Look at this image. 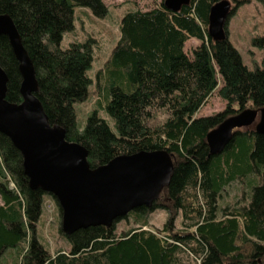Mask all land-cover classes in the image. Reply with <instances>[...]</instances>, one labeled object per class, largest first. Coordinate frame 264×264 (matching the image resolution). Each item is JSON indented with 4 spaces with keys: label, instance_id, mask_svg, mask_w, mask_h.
Returning <instances> with one entry per match:
<instances>
[{
    "label": "trees",
    "instance_id": "obj_1",
    "mask_svg": "<svg viewBox=\"0 0 264 264\" xmlns=\"http://www.w3.org/2000/svg\"><path fill=\"white\" fill-rule=\"evenodd\" d=\"M219 1L191 0L172 11L163 0L123 15L120 38L96 84L106 105L98 103L114 120L115 132L97 109L84 129L78 125L76 104L89 97L96 39L62 47L66 33L76 29L77 8L103 18L109 13L105 0H0V13L15 22L34 63L36 95L50 123L87 148L92 168L143 150H165L173 162L153 207L137 208L110 227L66 234L60 225L69 248L53 254L38 228L51 194L30 186L22 153L0 132V264H264V135L249 127L238 130L218 155L207 144L208 133L227 118L264 107V60L251 70L228 28L224 40L209 35L210 10ZM230 1L232 16L253 0ZM191 38L201 43L189 53L185 45ZM253 44L264 52V35ZM0 64L9 75L8 99L21 102L19 61L6 35L0 36ZM218 88L226 108L198 117ZM159 111L164 122L156 120ZM237 181L246 188L247 203L222 205ZM156 209L170 210L159 232L147 228ZM179 211L183 220L177 229ZM130 217L138 225L118 234L117 224Z\"/></svg>",
    "mask_w": 264,
    "mask_h": 264
},
{
    "label": "water",
    "instance_id": "obj_2",
    "mask_svg": "<svg viewBox=\"0 0 264 264\" xmlns=\"http://www.w3.org/2000/svg\"><path fill=\"white\" fill-rule=\"evenodd\" d=\"M191 0H164L165 6L179 11ZM232 13L230 0L212 6L209 35L227 37ZM8 36L19 61L22 75L21 102L8 99L9 75L0 64V132L7 135L23 155L25 174L33 189H42L58 202L66 234L90 226H112L140 207L151 208L159 200L173 170L165 150L121 154L109 163L92 168L88 150L69 141L66 130L51 124L37 97L36 69L11 17L0 13V36ZM258 120V121H257ZM255 125L264 135V107L245 109L212 129L207 135L211 155L221 154L235 133Z\"/></svg>",
    "mask_w": 264,
    "mask_h": 264
},
{
    "label": "rangeland",
    "instance_id": "obj_3",
    "mask_svg": "<svg viewBox=\"0 0 264 264\" xmlns=\"http://www.w3.org/2000/svg\"><path fill=\"white\" fill-rule=\"evenodd\" d=\"M162 1L163 0H106L105 3L109 7V13L103 18L95 16L87 7L77 8L76 29L66 33L62 42V47H68L72 42L86 41L89 37H94L96 39L95 60L89 71L90 76L93 78L89 97L85 101L76 104L78 125L81 130L86 126L88 116L97 109L99 115L107 119L112 129L117 132L114 120L107 113L106 109H102L98 103L102 101V104L106 105L104 102L105 100L97 92V73L104 67L120 38V23L123 15L127 11L133 9H152L158 6ZM227 28L229 39L239 50L244 63L251 70L262 67L264 52L261 48L253 44V39L256 36L264 35V4L257 0H253L250 3L240 6L235 14L230 17ZM200 43L201 42L197 39H190L185 45L186 50L190 53L192 49L200 45ZM219 80L221 83V75H219ZM219 88L216 89L208 102L202 107L197 114L198 117L215 115L226 108L227 102L219 95ZM166 118V115L162 111H159L156 115V120L158 122H164ZM255 125L256 124L249 128L255 129ZM247 129L248 128H243V130ZM245 189L244 184L239 181L232 183V185L227 188V192L222 198L221 204L224 206L226 204L233 206L236 203L246 204L247 202L243 194ZM44 203V211L38 228L46 246L54 254L59 249H68L69 246L59 232L62 214L57 200L52 195H47ZM47 205H52L51 211L46 207ZM169 215L170 210H154L150 215V226L147 228L154 232H159L167 222ZM182 220L183 214L182 211H179L176 216L177 229L182 227ZM137 225L133 217L127 220L123 219L117 224L118 234L131 227H136Z\"/></svg>",
    "mask_w": 264,
    "mask_h": 264
},
{
    "label": "built area",
    "instance_id": "obj_4",
    "mask_svg": "<svg viewBox=\"0 0 264 264\" xmlns=\"http://www.w3.org/2000/svg\"><path fill=\"white\" fill-rule=\"evenodd\" d=\"M9 180H10V186L12 187V188H14L15 187V184L13 183V181L9 178ZM45 204V203H44ZM48 209H49V211H51L52 210V205H47L46 206Z\"/></svg>",
    "mask_w": 264,
    "mask_h": 264
},
{
    "label": "crops",
    "instance_id": "obj_5",
    "mask_svg": "<svg viewBox=\"0 0 264 264\" xmlns=\"http://www.w3.org/2000/svg\"><path fill=\"white\" fill-rule=\"evenodd\" d=\"M106 1V0H105ZM149 10V9H148ZM191 39H196V38H191ZM198 40V39H197ZM185 50H186V47H185ZM187 51V50H186Z\"/></svg>",
    "mask_w": 264,
    "mask_h": 264
}]
</instances>
